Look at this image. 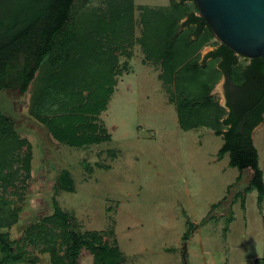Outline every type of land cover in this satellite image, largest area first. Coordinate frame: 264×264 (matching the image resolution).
I'll return each instance as SVG.
<instances>
[{
    "label": "rangeland",
    "instance_id": "obj_1",
    "mask_svg": "<svg viewBox=\"0 0 264 264\" xmlns=\"http://www.w3.org/2000/svg\"><path fill=\"white\" fill-rule=\"evenodd\" d=\"M132 1L140 37L141 8L166 9L172 0ZM81 4L89 16L106 7L105 0H76ZM215 48L204 45L199 62L208 64ZM128 51L131 58L118 53L127 68L117 75L115 92L99 117L112 136L107 142L76 148L54 139L31 115L33 83L27 93L0 92V111L14 118L33 151L24 198L14 197L19 221L0 232L23 245L25 229L51 214L55 199L77 218L82 233L107 235L121 264H264V200L259 202L257 189L244 193L253 170L232 167L229 153L219 158L224 139L210 128H181L177 104L159 78L161 66L146 60L138 42ZM224 82L222 77L211 94L226 107ZM253 139L264 177V121ZM62 170L70 172L73 191L56 189ZM44 246L24 249L27 262L54 264ZM79 262L94 264V257L85 250Z\"/></svg>",
    "mask_w": 264,
    "mask_h": 264
},
{
    "label": "trees",
    "instance_id": "obj_2",
    "mask_svg": "<svg viewBox=\"0 0 264 264\" xmlns=\"http://www.w3.org/2000/svg\"><path fill=\"white\" fill-rule=\"evenodd\" d=\"M105 6L89 16L76 0H39L31 17L37 25L36 40L25 41L21 31L0 45V92L27 93L33 83L31 115L62 144L82 148L110 141L99 117L115 92L117 75L127 68L120 64L118 53L131 58L128 48L138 42L146 60L161 66L159 78L177 104L181 128L207 127L222 136L219 158L229 153L232 167L251 168L244 193L257 189L263 202L264 177L253 133L264 121V87L252 85L250 70L254 66L264 73V60L254 58L253 66L239 64L232 49L214 41L193 0H172L166 9L142 7L140 37L135 36L132 0H105ZM206 44L216 48L207 55L211 61L202 64L199 52ZM225 75L234 84L248 85L239 106L224 107L211 94ZM32 159L31 142L21 136L14 118L0 111V229L19 221L21 207L13 205L14 197L24 198L33 176ZM56 189L74 190L69 171H61ZM40 242L47 245L41 250L51 254L54 264H80L85 250L93 255L94 264H121L120 251L107 235L82 233L77 218L55 199L53 212L25 229L23 245L11 241L7 231L0 232V264L27 262L24 249Z\"/></svg>",
    "mask_w": 264,
    "mask_h": 264
},
{
    "label": "water",
    "instance_id": "obj_3",
    "mask_svg": "<svg viewBox=\"0 0 264 264\" xmlns=\"http://www.w3.org/2000/svg\"><path fill=\"white\" fill-rule=\"evenodd\" d=\"M194 2L199 16L208 23L216 41L238 55L247 58L261 57L264 60V0H194ZM183 256L184 258L186 256V247Z\"/></svg>",
    "mask_w": 264,
    "mask_h": 264
},
{
    "label": "flooded vegetation",
    "instance_id": "obj_4",
    "mask_svg": "<svg viewBox=\"0 0 264 264\" xmlns=\"http://www.w3.org/2000/svg\"><path fill=\"white\" fill-rule=\"evenodd\" d=\"M38 3L39 0H0V45L7 43L12 33L21 31L26 34L25 41L33 43L36 40V35L33 31L37 28V25L33 23L31 17L38 7ZM237 56L239 64H244L245 66L253 64L254 58L242 56L245 59L244 63L240 60L241 55L237 54ZM253 68L255 67L253 66ZM253 68L250 70V72H253L252 85L264 87V73L255 71ZM224 77L226 105L230 103L233 106H239L243 102L247 89H249L248 85L239 86L234 84L226 75Z\"/></svg>",
    "mask_w": 264,
    "mask_h": 264
},
{
    "label": "built area",
    "instance_id": "obj_5",
    "mask_svg": "<svg viewBox=\"0 0 264 264\" xmlns=\"http://www.w3.org/2000/svg\"><path fill=\"white\" fill-rule=\"evenodd\" d=\"M250 264H255L254 262H251Z\"/></svg>",
    "mask_w": 264,
    "mask_h": 264
}]
</instances>
